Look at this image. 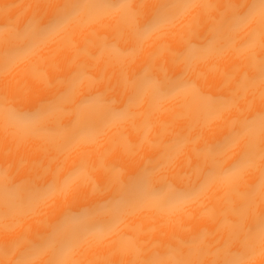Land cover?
I'll return each mask as SVG.
<instances>
[{"label":"bare ground","instance_id":"bare-ground-1","mask_svg":"<svg viewBox=\"0 0 264 264\" xmlns=\"http://www.w3.org/2000/svg\"><path fill=\"white\" fill-rule=\"evenodd\" d=\"M164 3L174 19L145 32ZM184 3L79 0L35 37L65 0H0V264H264L261 164L223 174L264 148L261 17ZM230 132L209 178L203 150Z\"/></svg>","mask_w":264,"mask_h":264},{"label":"snow or ice","instance_id":"snow-or-ice-1","mask_svg":"<svg viewBox=\"0 0 264 264\" xmlns=\"http://www.w3.org/2000/svg\"><path fill=\"white\" fill-rule=\"evenodd\" d=\"M79 0H65V4L61 6L56 15L51 19L44 20L41 17H36L33 24L28 31L35 37L46 35L56 27L62 25L72 15L76 13L79 8ZM191 6V0H185L183 7ZM176 7L173 3H164L158 6L153 18L145 25L144 31H151L162 22H167L174 19V15L170 14V9ZM231 12L227 23L231 26H238L246 24L257 14L261 17V27L264 29V0H250V3L245 5H228ZM261 128L264 130V111L260 114ZM239 134L237 132H230L223 136L216 142L206 145L203 150L205 155V162L209 164L206 176L211 178L220 174L221 162L217 157L224 155L227 151L238 143ZM261 164V174L264 176V148L259 152L253 146L246 147L239 157V159L229 168L223 169V174L231 175L239 172L242 168L254 166L257 163ZM259 241L261 244V253L264 254V214L260 217L259 223ZM55 243L51 236L42 239L37 243H30L26 249V255L31 256L47 250ZM64 246L62 244L57 246V252H63ZM17 264H28L26 259L17 261ZM48 264H61L58 259H51ZM224 264H248L247 261L241 259H233L225 261Z\"/></svg>","mask_w":264,"mask_h":264}]
</instances>
